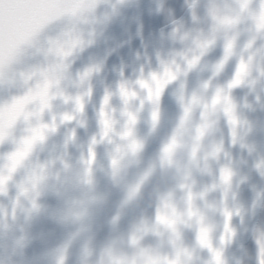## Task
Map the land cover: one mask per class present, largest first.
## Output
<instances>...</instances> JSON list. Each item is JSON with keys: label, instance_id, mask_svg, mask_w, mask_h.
Masks as SVG:
<instances>
[{"label": "clouds", "instance_id": "obj_1", "mask_svg": "<svg viewBox=\"0 0 264 264\" xmlns=\"http://www.w3.org/2000/svg\"><path fill=\"white\" fill-rule=\"evenodd\" d=\"M0 264H264V0H0Z\"/></svg>", "mask_w": 264, "mask_h": 264}]
</instances>
